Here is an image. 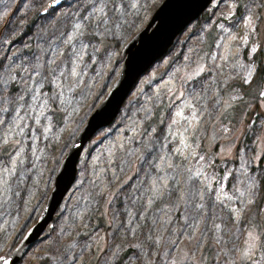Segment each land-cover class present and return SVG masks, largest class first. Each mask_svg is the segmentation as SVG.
<instances>
[{
    "label": "rangeland",
    "instance_id": "rangeland-1",
    "mask_svg": "<svg viewBox=\"0 0 264 264\" xmlns=\"http://www.w3.org/2000/svg\"><path fill=\"white\" fill-rule=\"evenodd\" d=\"M52 1L0 0V60L5 65L26 63L33 54L50 58L57 45L62 50L56 54L57 63L65 60L71 51L61 43L62 33L84 23L82 17L91 14L94 3L99 5V0H65L51 8ZM163 2L107 0L108 19L93 24L74 41L77 49L81 40L88 45L77 62V78L61 76L57 84L33 77L27 88L23 81L13 85L21 100L5 103L0 98V257L9 256L38 222L72 142L120 74L123 48ZM46 48L49 51L41 52ZM261 92L264 0H213L139 80L115 122L88 143L54 226L19 264H70L66 256L79 257L77 264H122L128 258L125 252L131 251L127 248L131 238L126 239L120 227L126 210L143 211L158 176L172 187L179 181L182 190L188 170L201 173L195 187L211 184L219 189L213 198L222 193L238 195L235 189L243 190L248 178L255 177L256 199L245 205L241 220L228 225V231L235 233L237 227L247 231L253 225L260 234L264 222ZM53 93L59 98L52 100ZM241 127L244 133L237 136ZM167 199L156 201L148 215H160L156 209ZM231 204L241 207L238 201L225 199V207L213 212L227 218ZM180 211L182 206L175 215ZM174 223L179 231L183 220ZM215 231L210 222L203 240L211 247L196 251V264L201 256L203 264H222L216 253L226 237L216 244ZM222 235L216 232V237ZM234 239L242 244L244 237ZM194 243L187 236L179 240L181 259L183 254L192 255ZM118 246L124 251L114 258ZM248 264H264V247L257 246Z\"/></svg>",
    "mask_w": 264,
    "mask_h": 264
},
{
    "label": "snow or ice",
    "instance_id": "snow-or-ice-1",
    "mask_svg": "<svg viewBox=\"0 0 264 264\" xmlns=\"http://www.w3.org/2000/svg\"><path fill=\"white\" fill-rule=\"evenodd\" d=\"M133 6L135 7V5ZM107 8V0H99V5L95 3L92 5L91 14L82 17L84 23L74 25L70 33H62L65 39L61 43L70 47L71 54L60 63H57L56 55L62 51L60 45L51 48L53 56L47 59L33 54L26 63L5 65L3 60H0V98H3L5 103H15L21 100L22 97L19 93L13 91V85L23 81L27 88V81L33 77L48 79L49 83L57 84H59V77L61 76L65 80L77 78L79 76L77 62L82 59V51L88 45L81 40L80 48L77 49L74 41L84 37L85 32L93 24L102 25L103 21L108 19V13L105 11ZM113 8H115V4H113ZM2 18L3 16L0 15V19ZM47 51H49L47 48L41 49V52ZM249 71H252V69H249ZM248 78L251 79L250 76ZM28 91H32V89H28ZM261 95L264 96V92H261ZM37 98V96H33V99ZM58 98V95L53 93L51 99L56 100ZM43 107H47V105H43ZM2 110L7 111V109ZM200 176V172L188 170L182 190L179 187V181H177L176 187H172L164 182L165 178L158 176L156 182L152 185L151 196L147 204L143 206V211L132 212L126 210V220L120 223V227L125 232V238H131L127 243V248L131 251L130 254L127 251L125 252L128 258L126 261H122V264H188L190 261L192 264H196V251L211 247L203 240L210 222L211 228L216 230L213 233L216 244L219 245L221 240L226 237L224 245L216 253L222 264H248L253 260L257 246L264 247V222L259 225L260 234H257L256 226L253 225H249L247 231L237 227L236 232L231 233L228 231V225L238 223L241 220L246 211L245 205L251 204L256 199L259 182L255 177H249L243 190L240 188L235 189L238 195L232 196L222 193L216 194L213 198V193H219L218 188H213L211 184H202L200 188L195 187ZM246 197L247 199H245ZM165 198H168L167 202L161 208L156 209V212L160 215L149 216L148 212L154 203L158 200H165ZM225 199L228 201L235 200L241 204V207L231 204L228 207L227 218L218 216L217 213L213 212V209H223L225 207ZM181 206L182 211L178 216L175 215L181 209ZM217 219H220L221 222L216 223ZM178 220H183L179 231L176 230L174 223ZM262 221H264V218H262ZM201 225H203V228H201ZM198 230L200 231L199 236L196 235ZM216 232H221L223 235L216 237ZM238 235L244 237L242 244L234 239ZM184 236H187L189 242L195 240V243L192 255L183 254L181 259L182 250L178 252L177 246L179 240ZM64 251L67 252L68 249ZM121 251H124V248L118 246L117 251L113 252V257H119ZM3 259V257H0V260ZM57 259L59 258L57 257ZM65 259L69 260L70 264H77L79 257L66 256ZM4 264H7V261ZM60 264H63V261H60ZM200 264H203L202 256Z\"/></svg>",
    "mask_w": 264,
    "mask_h": 264
},
{
    "label": "water",
    "instance_id": "water-1",
    "mask_svg": "<svg viewBox=\"0 0 264 264\" xmlns=\"http://www.w3.org/2000/svg\"><path fill=\"white\" fill-rule=\"evenodd\" d=\"M65 0H55L51 8L58 7ZM213 0H164L155 11L148 25L136 35L122 50L124 58L120 74L105 100L89 116L83 128L72 142L66 158L61 162L47 204L38 220L20 243L0 264H19L28 251L48 227L57 220L56 213L64 198L75 183L77 165L87 144L94 136L110 126L120 114L124 103L139 80L174 45L177 38L208 9Z\"/></svg>",
    "mask_w": 264,
    "mask_h": 264
},
{
    "label": "crops",
    "instance_id": "crops-1",
    "mask_svg": "<svg viewBox=\"0 0 264 264\" xmlns=\"http://www.w3.org/2000/svg\"><path fill=\"white\" fill-rule=\"evenodd\" d=\"M244 133V128L243 127H241V129H239L238 131H237V136H242V134Z\"/></svg>",
    "mask_w": 264,
    "mask_h": 264
}]
</instances>
